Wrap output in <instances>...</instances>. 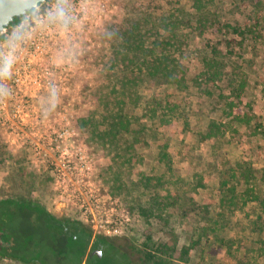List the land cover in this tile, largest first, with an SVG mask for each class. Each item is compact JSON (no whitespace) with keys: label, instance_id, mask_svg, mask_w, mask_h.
<instances>
[{"label":"trees","instance_id":"trees-1","mask_svg":"<svg viewBox=\"0 0 264 264\" xmlns=\"http://www.w3.org/2000/svg\"><path fill=\"white\" fill-rule=\"evenodd\" d=\"M50 1L52 0H46L39 8L45 9ZM192 1L196 13L183 14L177 10L171 18L163 15L160 18L159 32L152 36L151 43L147 42L150 32L140 29L138 23L125 27L120 32H113L114 35L119 33L120 37L123 36L121 38L126 45H119L116 57L111 60L112 68L121 72L122 76H116L117 79L108 84V91H104L99 99L104 103L107 113L104 117L107 130H99V121L95 122L96 118L91 114L82 115L79 119L83 131L91 136L108 137L113 145L121 143L126 134L131 132V118L127 115L125 106H139L140 86L145 78L182 88L186 72L180 57L188 50L190 33L194 30L213 29L224 38V45L230 53L237 47L242 49L247 41L257 42L264 38L262 20L220 22L217 17L208 16L204 9L207 4L205 0ZM17 21L18 18H15L12 23ZM122 50L130 52L126 54V58L123 57ZM200 53L202 56L196 78L199 80L196 82L199 85L197 87L214 86L218 91L220 115L208 121L205 131L195 133L197 141L209 142L211 151L217 153L227 144V136L243 140V136L247 138L258 135L264 139V121L253 123L256 116L253 107L241 106L242 96L248 87L246 75L237 71L238 68L234 69L235 73L225 74V63L218 43L207 42ZM220 81L227 82L224 86L227 85L228 92L225 93L217 86ZM206 92L210 96L215 94L208 90ZM143 109L144 117L149 118L155 128L162 131L175 132L174 121L177 119L185 121L184 127L189 124L187 115H182L179 104L172 103L167 93L153 94L150 101L145 102ZM184 130L182 133H185ZM178 156L189 161L188 168L185 167L186 170L192 169L189 178L182 176L179 169L175 168L173 155L168 152V144L163 145L157 157L160 173L153 169L147 174L139 162L140 157L131 149L116 150L113 156L116 166L109 165L100 173V178L113 195L123 198L138 190L147 195L146 204H139L135 210L142 219H162L169 210L183 208L198 216L203 223L200 231L198 230L197 239L192 238L190 244L179 247L178 239L173 236L174 239L170 242L146 245L139 251L143 262L165 264L163 256L184 261L205 240V244L212 248L217 264H260V259L264 257V168H256L254 162L247 159L219 164V208L215 210L211 208V201L207 198L199 201L200 192L208 190L209 185L206 173L194 158V151L189 155L180 151ZM2 158L7 157L0 152V159ZM260 158L264 159V147L259 152ZM134 162H138L136 171L132 170ZM126 172L137 173L135 187L125 181ZM52 181L53 175L50 178L51 183ZM229 211L233 214L239 212L245 217L250 232L257 238L251 242H241V239L225 238L217 233L223 216L226 217ZM121 237L93 238L91 230L82 222L59 218L37 200L0 198V261H19L25 264H131L127 253H121L120 247L113 242ZM98 250H102L101 256L98 255Z\"/></svg>","mask_w":264,"mask_h":264},{"label":"rangeland","instance_id":"rangeland-1","mask_svg":"<svg viewBox=\"0 0 264 264\" xmlns=\"http://www.w3.org/2000/svg\"><path fill=\"white\" fill-rule=\"evenodd\" d=\"M205 1L204 9L208 16L210 18L217 17L220 22L239 21L242 23L247 20L250 22L262 20V24H264V0ZM104 10L101 16L95 18V31L89 33L92 42L88 44L85 41V47L76 50L80 53V79L72 82L70 94L51 98H35L37 105L41 103L49 105V110L43 114L48 123L54 124L60 121L68 124V127L35 129L31 136L35 139L41 136L51 138L60 132L65 137L73 138L85 152L93 156L95 179L108 193L116 197L131 215V222L121 235V239H114L113 242L120 247L121 253H127L131 264H146L147 262L145 263L141 259L142 254L139 253L146 245H152L153 242H170L174 239L173 236L178 239L179 247L190 244L192 238L197 239L198 230L200 231L203 224L202 221L195 214L184 211L183 208L169 210L162 219H142L135 210L139 204H146L147 195L140 190L123 198L113 195L103 179L100 178V173L109 165L116 166V163L113 162L116 150L124 151L126 149H131L140 157L139 162L147 174L153 169L156 170V173H160L157 157L163 145L168 144V152L173 155L175 168L179 169L182 176L189 178L192 169H185V167L188 168L189 161L184 160L182 156L179 157L178 152L181 151L189 155L194 151V158L201 164L199 166L206 173L209 185L208 190L200 192L199 201L207 198L208 201H211V208L217 210L220 195L219 164L247 159L254 162L256 168H264V159H259V152L264 147V139L258 135H250L247 138L243 136V140L227 136V144L217 153L211 151L209 142L197 141L198 137L195 133L205 131L208 121L216 119L220 115V106L217 102L218 91L214 89V86L197 87L196 82L199 80L196 78L199 74L201 66L199 60L202 56L200 50L207 42L218 43L222 52L221 57L225 63V74L235 73L234 69L238 68L237 71H242L246 75L248 87L242 96L241 106H252L253 112L256 114L253 123H258L264 121V38L257 42L247 41L242 49L237 47L230 53V50L226 49L224 45V38L215 33L213 29L194 30L190 33L188 50L183 52L180 57L182 67L186 72L182 88L175 84H161L154 81L153 78H145L140 86L141 102L139 106L136 108L125 106L126 113L131 118V132L126 134L127 136L121 143L117 144L116 142L113 145L108 141V137L89 135L81 129L79 123L82 115L94 114L95 122L99 121L98 129L107 130V125L104 123L107 113L104 103L99 99L104 91H108V84H112L113 80L122 76L121 72L112 68L111 60L116 57L115 53L119 49V45H126L122 41L121 37L123 36L120 37L119 33L114 35L113 32H120L121 29L135 26L138 23L140 29L150 32L147 42L151 43L152 36L159 32L160 18L163 15L171 18L177 10L183 14L196 13V8L192 0H107ZM89 45L91 46L88 47ZM122 52H124L123 57L126 58L129 51L122 50ZM233 52L235 53L233 54ZM116 76L118 77L116 78ZM226 83V81H220L217 85L225 93L229 91L227 85L224 86ZM206 90L212 94L215 92V94L210 96ZM155 93L169 94L170 101L179 104L182 115H187L189 124L184 127L185 121L177 119L174 121L175 132L173 133L156 129L154 123L143 115L145 102L150 101ZM62 105L63 107H60ZM52 107H60L62 110L58 112ZM41 114L39 113V115ZM186 128L187 131L184 130ZM183 130L185 133H182ZM10 131L0 126V152L7 157L0 159V198L37 200L59 218L76 219L82 222L79 212L75 208L64 207L57 199L50 182L52 174L48 164L42 160H32L29 148L22 147L20 149L17 145L9 143ZM241 131L244 132V129L241 128ZM132 166V170L136 171L138 162H134ZM124 179L130 186L135 187L138 175L136 172H126ZM232 214L229 211L226 217L223 216L221 228L217 233L225 238L241 239V242H251L256 239L257 237L249 230L247 219L239 212ZM212 234L214 235V233ZM204 241L202 240L184 261L164 256L162 258L165 264H217L212 248L207 246ZM0 264L25 263L4 260L0 261ZM260 264H264V257L260 259Z\"/></svg>","mask_w":264,"mask_h":264},{"label":"built area","instance_id":"built-area-1","mask_svg":"<svg viewBox=\"0 0 264 264\" xmlns=\"http://www.w3.org/2000/svg\"><path fill=\"white\" fill-rule=\"evenodd\" d=\"M106 4L107 0H52L45 9L38 7L6 28L0 40V58L6 64L0 75V126L11 130L9 143L29 148L32 160L48 164L57 199L79 212L93 238L121 236L131 215L95 179L93 156L73 138L60 132L51 138L31 136L35 129L68 124L48 123L43 114L49 105L34 101L29 106V99L70 94L72 82L80 79L76 50L85 47V41L92 42L89 33L95 31V18ZM60 107L52 109L59 112Z\"/></svg>","mask_w":264,"mask_h":264},{"label":"water","instance_id":"water-1","mask_svg":"<svg viewBox=\"0 0 264 264\" xmlns=\"http://www.w3.org/2000/svg\"><path fill=\"white\" fill-rule=\"evenodd\" d=\"M46 0H0V34L14 21L23 19ZM101 256V251H97Z\"/></svg>","mask_w":264,"mask_h":264},{"label":"flooded vegetation","instance_id":"flooded-vegetation-1","mask_svg":"<svg viewBox=\"0 0 264 264\" xmlns=\"http://www.w3.org/2000/svg\"><path fill=\"white\" fill-rule=\"evenodd\" d=\"M18 20H20V19H18ZM15 23L10 24L7 28H11ZM1 38H2V36L0 35V40H1ZM5 66H6L5 62L3 61V59L0 58V75L3 74V70L5 69ZM32 96H30L31 98L29 99V106H32V102L35 101V99L32 98ZM35 96H36V94H35ZM44 105H47V104L44 103Z\"/></svg>","mask_w":264,"mask_h":264},{"label":"crops","instance_id":"crops-1","mask_svg":"<svg viewBox=\"0 0 264 264\" xmlns=\"http://www.w3.org/2000/svg\"><path fill=\"white\" fill-rule=\"evenodd\" d=\"M83 224V223H82ZM89 249H90V247H89ZM89 249H88V251H89Z\"/></svg>","mask_w":264,"mask_h":264}]
</instances>
